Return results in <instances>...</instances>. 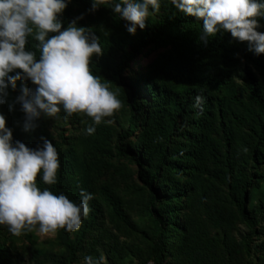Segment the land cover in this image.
Returning a JSON list of instances; mask_svg holds the SVG:
<instances>
[{
    "label": "rangeland",
    "instance_id": "rangeland-1",
    "mask_svg": "<svg viewBox=\"0 0 264 264\" xmlns=\"http://www.w3.org/2000/svg\"><path fill=\"white\" fill-rule=\"evenodd\" d=\"M160 3L159 12L149 16L145 28L162 14L165 1ZM68 7L62 14L66 22L83 13L84 18L78 22V26L87 25L83 9L73 2ZM94 13L95 23L88 28L109 36V39L110 36L124 35L125 31L113 24L110 13L100 8ZM124 24L126 27L127 22L124 21ZM261 24H264V20H261ZM143 30L137 28L136 33ZM259 30L264 31V27ZM128 52L130 49L127 45L117 47L112 56L113 63L125 59ZM147 52L137 55L130 62V67L121 72L115 81L110 79V75H100L101 82L107 84L120 99L121 107L112 117L105 118L97 125L92 135H86L83 131L92 123L91 118L83 113L73 114L66 120L61 112L58 118L40 119L34 129L24 131V115L20 111V105L12 106L11 110L0 106V113L6 118L7 127L20 120L17 124L20 128L17 140L27 147L36 148L42 144L43 139H48L59 147L60 152L71 153L75 159L76 178L91 188L93 200L97 202L99 210L91 229L80 242L77 241L79 230L70 233L78 243L72 264H81L84 255L98 257L100 254L105 256L107 264H154L152 247L161 264H264V216H255V221L258 222L257 235L249 241L250 255L247 256L243 243L249 229L236 213L229 197V189L221 177V172L227 170V162L232 164L234 174L244 173L254 177L247 196V206H264V181L258 180V176H264V164L253 161L257 147L258 151L264 153V137L258 141L256 136L258 121L252 114L255 108L249 99L247 86V81H251L264 97V77L250 59L255 54L247 50V42L237 41L236 51L228 58L209 57L202 61L201 72L197 76L202 85L198 92L209 100V127L203 131L202 161L197 166V171H189L185 175L167 168L161 171L167 181L187 184V193L177 205L179 212L176 217L177 226L183 230L185 243L182 246L174 245L172 254L162 257L161 246L154 241L153 222L146 209L154 202L153 189L159 191L160 202L164 201V196L167 195L164 192H168L169 183L164 184L157 178L152 187L146 184V164L139 165L134 161L140 155V131L136 138L124 144L129 157L120 156L115 148L119 142L118 136L127 127L128 97L134 96L138 103L143 100L146 108L144 99L148 95H142L138 81L143 78L152 86L167 83L169 79L162 65L173 62L170 48L156 49L151 45ZM95 61L94 56L91 63ZM178 62L180 67H186V59ZM205 71L210 72V83L205 81ZM232 95L237 96L242 105L229 100ZM7 99L12 101L10 95ZM218 102L227 113L222 125L219 121ZM234 115L244 117L245 121L238 123L234 120ZM182 142V138H174L170 147L174 143L183 144ZM237 186L238 183L233 192ZM108 193L116 198L121 218L114 215L111 204L105 199ZM155 208L159 209V204ZM164 216L162 218L166 223ZM0 248L7 255L0 264H59L67 258L63 239L58 232L49 237H41L35 231L14 236L6 227L0 226Z\"/></svg>",
    "mask_w": 264,
    "mask_h": 264
},
{
    "label": "clouds",
    "instance_id": "clouds-1",
    "mask_svg": "<svg viewBox=\"0 0 264 264\" xmlns=\"http://www.w3.org/2000/svg\"><path fill=\"white\" fill-rule=\"evenodd\" d=\"M72 0H0V105L21 82L14 103L24 115V131L34 129L40 119H64L83 113L91 118L84 129L94 134L96 126L120 109L121 101L100 76L90 71L93 57L103 55L100 38L91 28L78 26L84 14L64 26L60 19ZM185 16L202 21L199 39L228 32L238 42H247V50L264 54V0H170ZM101 6L127 22L126 30L135 35L143 30L150 15L158 13L160 0H91L88 12ZM29 37L35 48L26 47ZM31 82L34 87L26 86ZM197 95L194 106L203 104ZM11 110V105L9 106ZM60 160L57 148L43 139L36 148L13 140L12 130L0 113V226L19 236L35 231L41 237L54 236L58 230L78 231L89 215L93 195L80 190V201L64 193L54 194L37 185V177L46 185L57 181ZM81 264H107L103 254L84 255Z\"/></svg>",
    "mask_w": 264,
    "mask_h": 264
},
{
    "label": "trees",
    "instance_id": "trees-1",
    "mask_svg": "<svg viewBox=\"0 0 264 264\" xmlns=\"http://www.w3.org/2000/svg\"><path fill=\"white\" fill-rule=\"evenodd\" d=\"M162 1V0H160ZM162 14L151 24L147 25L140 33L131 35L127 32L124 21L114 16L107 6H101L100 9L113 16V24L117 28L125 31L122 36H104L95 30V34L100 38V43L103 48V55L96 57L94 63H90V71L94 75L100 76L105 73L110 75V79L115 81L120 77L121 72L129 68L130 62H133L137 55L147 54L149 46L154 48L169 47L174 59L173 62H168L162 67L167 71L169 79L161 84L150 86L147 80L138 81V86L142 95H148L144 100L147 103L146 108L141 103L136 101V98L129 96V117L127 119V127L122 134L118 136L119 142L115 145L118 154L122 157H129V153L124 150V144L130 139L136 138L138 135L140 141V155L135 163L141 165L146 164L148 168L145 177L146 184L152 187L157 178L162 182L169 183L167 195L164 196V201L160 202L161 195L159 191L153 189L154 202L147 207V212L153 222V231L155 232V240L160 243V255L162 257L171 255L175 250L174 245L182 246L185 243L183 238V230L177 226L176 217L179 209L177 207L180 200L186 196L187 184L180 185L177 181H167V177L163 176L161 171L167 168L174 173L183 174L189 171H197V166L202 161V135L203 131L209 127V100L203 99V104L200 107L194 106V101L197 95L200 94L201 82L197 80V76L201 72L202 61L209 57L216 59H226L236 51L237 41L231 37L228 32L217 33L214 37H209L207 43L199 39L202 21H197L196 18L185 16L178 12L170 3V0H164ZM72 2L83 9L87 25L95 23V14L88 12L91 7V0H72ZM65 9L64 12L68 10ZM60 17L64 26H67L65 18ZM150 23V22H149ZM29 44L26 47L35 48L36 41L29 37ZM128 46L130 52L127 53L125 59L118 63H113L112 56L115 54L117 47ZM176 58V59H175ZM186 59V67L179 66L178 60ZM258 72L264 77V54L259 56L254 55L251 58ZM206 83L211 82L210 72L203 73ZM101 77V76H100ZM26 86L34 87L31 82H25ZM143 84V86H142ZM21 82H17L15 91L9 88L8 92L12 101L6 98V102L2 106L10 108L14 106L15 97L20 94L19 89ZM249 89V99L251 100L255 112H252L258 121V131L256 136L259 140L264 137V97L259 93L257 86L251 81H247ZM232 102L242 105L241 100L237 96L229 97ZM219 121L223 124V118L227 117V113L221 108L218 102ZM234 120L238 123L245 121V118L240 115H234ZM16 120L8 126L13 132V140H17L20 135V128ZM141 123V126L139 125ZM174 138H182L183 144H173ZM57 148L60 160V169L57 175V183L54 185L44 184L39 176L37 177V185L40 188H48L54 194L64 193L70 200L79 202L81 197L80 190L91 193V188L86 184L79 182L76 178L75 159L71 153L60 152ZM257 147V146H256ZM255 163L264 164V153L258 147L256 148ZM228 158V157H227ZM226 171L221 172V177L229 189V197L231 203L236 210L238 216L243 220L249 232L244 236L243 249L247 256L250 255V242L257 235L256 227L258 222L255 221V216H264V206L257 204L255 206H247V196L252 187V176L244 173H233L232 164L227 162ZM258 180L264 181V176H258ZM236 191L233 188L237 185ZM111 200H109L110 198ZM105 199L111 204L114 215L122 216L120 206L114 196L105 195ZM89 215L82 220V226L77 232V241L84 237V234L91 229V225L98 213L99 206L93 199L89 202ZM159 204V209L155 208ZM163 215L167 222L163 221ZM59 235L63 239V245L67 251V258L59 264H72L76 257L78 243L75 242L70 232L58 230ZM152 259L154 264H161L158 261L157 255L152 247ZM7 255L3 248H0V262Z\"/></svg>",
    "mask_w": 264,
    "mask_h": 264
}]
</instances>
